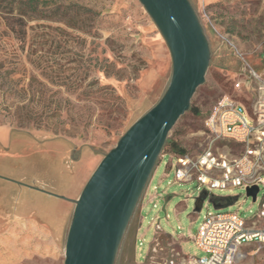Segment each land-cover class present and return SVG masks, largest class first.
<instances>
[{"label":"rangeland","instance_id":"1","mask_svg":"<svg viewBox=\"0 0 264 264\" xmlns=\"http://www.w3.org/2000/svg\"><path fill=\"white\" fill-rule=\"evenodd\" d=\"M27 1L0 0V123L42 139H68L99 165L165 94L173 69L168 46L139 0H37L36 11L25 13ZM191 3L211 61L191 102L200 115L189 110L167 140L196 155L205 147L201 132L213 105L226 95L251 100L252 73L264 79V0ZM234 81L243 82L242 91ZM163 152L170 147L163 148L115 264H188L206 256L191 236L208 212L250 220L260 210L264 186L258 200L243 189L212 192L234 202L219 210L207 196L197 211L206 190L176 183ZM71 220L50 255H36L34 264H64ZM242 255L235 264H264V245H246Z\"/></svg>","mask_w":264,"mask_h":264},{"label":"water","instance_id":"2","mask_svg":"<svg viewBox=\"0 0 264 264\" xmlns=\"http://www.w3.org/2000/svg\"><path fill=\"white\" fill-rule=\"evenodd\" d=\"M164 38L172 77L160 101L121 137L93 172L75 208L64 264H115L131 219L149 184L168 136L206 82L208 39L190 0H139ZM258 187L247 190L256 200ZM204 193L197 200L202 208ZM232 204L214 201L216 209Z\"/></svg>","mask_w":264,"mask_h":264},{"label":"crops","instance_id":"3","mask_svg":"<svg viewBox=\"0 0 264 264\" xmlns=\"http://www.w3.org/2000/svg\"><path fill=\"white\" fill-rule=\"evenodd\" d=\"M72 143L0 123V264H34L63 237L98 166Z\"/></svg>","mask_w":264,"mask_h":264},{"label":"built area","instance_id":"4","mask_svg":"<svg viewBox=\"0 0 264 264\" xmlns=\"http://www.w3.org/2000/svg\"><path fill=\"white\" fill-rule=\"evenodd\" d=\"M252 79L255 87L249 107L230 96L213 105L201 132L205 147L198 154L169 155L175 182H196L217 203L226 198L213 196L212 192H247L258 187V200L260 187L264 186V79L256 73H252ZM242 85V81H236L235 90L242 91ZM191 237L206 256L190 257L188 264H235L243 246L264 245V199L259 212L250 220L239 212H208L197 235Z\"/></svg>","mask_w":264,"mask_h":264},{"label":"trees","instance_id":"5","mask_svg":"<svg viewBox=\"0 0 264 264\" xmlns=\"http://www.w3.org/2000/svg\"><path fill=\"white\" fill-rule=\"evenodd\" d=\"M38 1L37 0H29L27 1L24 6L25 8L27 9L25 13L29 12V11H36V5ZM12 5V4H11ZM26 15V14H24ZM235 81L233 82V88L235 90ZM236 91V90H235ZM226 96H230V97H233L231 95H226ZM235 98V97H234ZM237 100L243 102L246 106H250V99H241V98H236ZM211 110V109H210ZM210 110L209 112L207 113L206 117H205V120L207 119V117L209 116L210 114ZM190 111L194 112L196 115H200V110L198 108H193L191 107L190 108ZM204 128V127H203ZM167 147H170V151L171 152H168V153H164L163 152V155H166V154H169V155H173V156H176V157H179V156H183V155H186L187 154V151L185 149H182L178 146V144L176 142H171L169 140H167L166 144H165Z\"/></svg>","mask_w":264,"mask_h":264}]
</instances>
